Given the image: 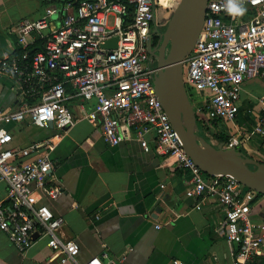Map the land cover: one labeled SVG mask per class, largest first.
<instances>
[{
  "label": "built area",
  "instance_id": "built-area-1",
  "mask_svg": "<svg viewBox=\"0 0 264 264\" xmlns=\"http://www.w3.org/2000/svg\"><path fill=\"white\" fill-rule=\"evenodd\" d=\"M158 1L77 0L50 7L41 18L23 20L9 30L14 45L0 59V81L12 82L17 101L15 110L0 113V182L7 186L0 202V232L20 253L40 237L51 251L64 253L65 263L79 247L58 237L64 220L33 199L34 194L49 200L61 195L52 177L54 144L44 140L10 148L12 137L2 126L26 123L45 130L52 124L65 134L86 121L100 125L108 147L123 143L125 133L133 130L149 152L144 135L153 131L156 152L174 158L175 169L187 174L185 196L196 199L195 210L207 200L222 210L231 264H264V222L251 220L262 197L230 176L203 173L186 155L156 96L148 42ZM233 2L245 9L242 16L229 11ZM112 38L118 39L116 48L104 49ZM184 68V91L194 115L200 113L204 124L221 125L224 131L235 128L225 149H237L243 138H264V95L257 110L247 111L255 118L253 128L240 132L236 127L244 83L264 80V0H209ZM84 264L117 263L104 253Z\"/></svg>",
  "mask_w": 264,
  "mask_h": 264
},
{
  "label": "crops",
  "instance_id": "crops-1",
  "mask_svg": "<svg viewBox=\"0 0 264 264\" xmlns=\"http://www.w3.org/2000/svg\"><path fill=\"white\" fill-rule=\"evenodd\" d=\"M67 1L0 0V59L12 51L10 29L26 19L37 20L48 8ZM158 2L155 13L159 11L160 17L166 15L168 19L178 0H168L165 5ZM263 95V79L244 83L236 122L240 132L253 128L255 118L247 111L257 110ZM16 101L12 82L3 78L0 113L15 110ZM2 127L12 137L10 148H25L44 140L54 144L52 177L61 187V195L49 200L43 194H34L33 199L64 220L57 235L64 242H75L79 252L73 260L62 263L64 253L51 251L46 239L39 237L28 251L20 253L0 232V264H84L102 259L104 253L117 264H231L232 248L224 239L222 210L213 200H207L200 211L195 210L196 199L185 196L187 174L175 169L174 158L156 152L153 131L144 135L149 146V152H145L133 130L125 133L123 143L108 147L100 125L86 121L77 122L65 134L53 127L39 130L26 123ZM202 127L196 129L202 140L215 128L223 130L221 125L213 127L214 131ZM234 130L223 131L230 134ZM209 138L208 144L225 148L226 144L213 135ZM238 149L264 164V138H243ZM6 193V184L0 182V202ZM251 220L264 222V198L252 209Z\"/></svg>",
  "mask_w": 264,
  "mask_h": 264
},
{
  "label": "water",
  "instance_id": "water-1",
  "mask_svg": "<svg viewBox=\"0 0 264 264\" xmlns=\"http://www.w3.org/2000/svg\"><path fill=\"white\" fill-rule=\"evenodd\" d=\"M208 1H178L167 19L159 52L152 54L156 59L152 83L172 129L193 163L208 176H230L249 190L264 196L263 163L244 158L237 149L215 148L195 135L196 120L183 86V62L191 54L203 27ZM153 11L155 14V6ZM117 41V38H112L102 47L113 50ZM167 44L169 51L164 57ZM49 129H52V124Z\"/></svg>",
  "mask_w": 264,
  "mask_h": 264
},
{
  "label": "flooded vegetation",
  "instance_id": "flooded-vegetation-1",
  "mask_svg": "<svg viewBox=\"0 0 264 264\" xmlns=\"http://www.w3.org/2000/svg\"><path fill=\"white\" fill-rule=\"evenodd\" d=\"M158 17L159 15L155 13L154 18L150 25L149 42H148V47H150V49H148L149 59L150 61H153L155 63H156V59L154 58L152 54L154 53V55H156L155 53L159 52L158 49H160V46L162 45V41H163L161 36L165 31V28H164L165 23L158 25V21H157ZM161 18H163L164 21H166L167 16L164 15ZM168 51H169V44H167L165 47L164 57L167 56Z\"/></svg>",
  "mask_w": 264,
  "mask_h": 264
},
{
  "label": "rangeland",
  "instance_id": "rangeland-1",
  "mask_svg": "<svg viewBox=\"0 0 264 264\" xmlns=\"http://www.w3.org/2000/svg\"><path fill=\"white\" fill-rule=\"evenodd\" d=\"M168 0H160V2H161V4L162 5H165L166 4V2H167ZM179 1V0H178ZM158 14H159V11L157 12ZM157 14V15H158ZM157 21H158V25H160V24H162V23H165V25L164 26H166V23H167V19H166V21H164V19L163 18H161L160 16L157 18ZM165 28V27H164ZM150 66L151 67H153V68H155L156 67V63L155 62H153V61H150ZM185 73H186V68H184L183 69V74L185 75ZM195 116V120H196V126H195V130L197 129V128H199V127H202L203 129H204V131H206V130H210L211 129V131H214V130H212V126H211V124H209V123H203V121L201 120L202 119V115L200 114V113H198V114H196V115H194ZM215 132L212 134V133H210V136H212V135H216V134H218L219 133V130H217L216 128H215ZM195 135H196V137L198 138L199 136H198V134L196 133V131H195ZM210 136H207L206 137V139H203V141H205V142H209L210 141V139L211 138H209ZM201 140H202V138H201Z\"/></svg>",
  "mask_w": 264,
  "mask_h": 264
},
{
  "label": "trees",
  "instance_id": "trees-1",
  "mask_svg": "<svg viewBox=\"0 0 264 264\" xmlns=\"http://www.w3.org/2000/svg\"><path fill=\"white\" fill-rule=\"evenodd\" d=\"M67 2L68 3L71 2V3L75 4L77 2V0H69ZM156 8H157V6H156ZM213 137H214V139L218 140L220 143L226 144L229 141L230 135L225 133L223 130H221V131L219 130V133L216 135L214 134ZM238 151L241 153V155L244 158H249L244 151H242L240 149H238ZM258 197L264 198V196H261V195H258Z\"/></svg>",
  "mask_w": 264,
  "mask_h": 264
},
{
  "label": "clouds",
  "instance_id": "clouds-1",
  "mask_svg": "<svg viewBox=\"0 0 264 264\" xmlns=\"http://www.w3.org/2000/svg\"><path fill=\"white\" fill-rule=\"evenodd\" d=\"M229 11L233 14H237V15H243L244 12H245V9L242 7V6H238L237 3L233 2V3H230L229 6Z\"/></svg>",
  "mask_w": 264,
  "mask_h": 264
}]
</instances>
